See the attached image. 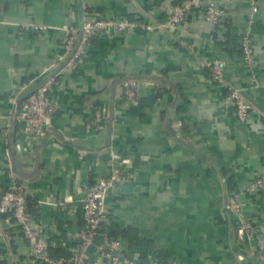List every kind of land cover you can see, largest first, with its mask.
<instances>
[{
    "label": "crops",
    "instance_id": "1",
    "mask_svg": "<svg viewBox=\"0 0 264 264\" xmlns=\"http://www.w3.org/2000/svg\"><path fill=\"white\" fill-rule=\"evenodd\" d=\"M175 2L0 0V185L24 182L32 219L50 234L49 248L74 251L90 177L128 158L134 178L108 199V211L116 236L140 260L161 255L180 264H255L254 242L241 230L222 170L232 175V195L264 165V0H257L251 27L249 0H213L226 12L215 38L198 10L178 28L98 34L80 63L61 69L45 134L23 139L17 122L7 137L1 134L15 94L27 91L20 89L24 78L54 62L63 25L95 16L156 24ZM28 23L47 29L23 28ZM249 28L250 68L239 50ZM203 58L225 60V80L253 103L246 121L223 103L224 87L212 80ZM126 78L140 81L138 104L122 96ZM152 91L160 97L148 105ZM242 202V214L264 239V188ZM2 225L12 238L0 236V264H36L15 223ZM89 253L98 257L94 246Z\"/></svg>",
    "mask_w": 264,
    "mask_h": 264
},
{
    "label": "built area",
    "instance_id": "2",
    "mask_svg": "<svg viewBox=\"0 0 264 264\" xmlns=\"http://www.w3.org/2000/svg\"><path fill=\"white\" fill-rule=\"evenodd\" d=\"M249 4L250 11L247 21L251 27L257 12V0H249ZM193 10L200 12L210 31H213L216 26L220 27L226 14L224 8L214 3L213 0H181L172 7L163 21L156 22V24L130 18L95 16L83 20L82 30L74 24L63 25L61 28L66 31V36L54 62L44 68L29 83L21 85V91L31 90L27 101L21 108L19 103L16 113V126L22 133L21 138H39L45 134L56 112L50 92L57 84L61 69L80 63L95 36L100 33L111 34L113 30H150L154 27L166 26L178 28L184 24ZM23 26V28H33L39 31L47 29V26L38 23H28ZM250 32L249 28L242 32L239 38L244 64L249 68L255 64ZM58 61L63 62L60 68L56 66ZM225 65V60L221 58L202 59V66L209 70L212 80L224 87L223 103L233 106L237 120L246 121L253 112L252 102L245 97L242 87L225 80ZM122 82L124 98L138 104L140 81L135 78H126ZM18 93L13 98L14 105L19 99ZM10 114L1 132L3 137H7L9 130L12 129L14 112ZM132 178H134L133 165L128 158H121L120 162L111 165L104 173L92 176L81 199L83 223L73 235L75 249L68 258L54 259L50 256L48 252L50 234L37 225L31 214L27 212L26 201L29 192L22 181H13L7 187L0 185V236L3 235L10 240L12 235L3 227L2 222H14L27 241L29 256L36 264H180L175 259L160 261L155 255H149L144 261L140 260L136 251L125 247L120 236H113L108 233V230H104V224L113 220L108 211V199L119 196L122 192V184ZM263 188L264 165L262 172L249 182L241 191V195H254ZM229 202L241 223L242 232L254 242L252 255L256 258L255 264H264V239L242 214L243 202L240 194L230 195ZM97 236L101 238L100 242L95 241ZM92 246L98 253V257L94 259L90 258L89 253Z\"/></svg>",
    "mask_w": 264,
    "mask_h": 264
},
{
    "label": "trees",
    "instance_id": "3",
    "mask_svg": "<svg viewBox=\"0 0 264 264\" xmlns=\"http://www.w3.org/2000/svg\"><path fill=\"white\" fill-rule=\"evenodd\" d=\"M181 0H176V4L177 3H179ZM168 16V15H167ZM166 16V17H167ZM165 17V18H166ZM130 19H137V20H142V19H139V18H130ZM220 27H215L214 29H213V31H211V34H212V36L215 38V37H217L219 34H220ZM239 50L241 51V44H240V41H239ZM242 53V52H241ZM62 61H58L57 63H56V66L59 68L61 65H62ZM208 70V69H207ZM209 71V70H208ZM31 78V77H30ZM29 77H25L24 78V82L23 83H28V81L29 80H31ZM57 80H58V78H57ZM56 85V84H55ZM54 85V86H55ZM122 96H123V94H122ZM124 97V96H123ZM160 97V94L158 93V92H153L152 91V94H150L149 96H147V97H145V98H147L148 100H149V103H148V105L150 104H152V102L151 101H155V100H157L158 98ZM27 101V97H24L23 99H22V101L20 102V108L22 107V105L25 103ZM181 123H182V125H183V121H181ZM3 129V128H2ZM16 131H18V128H17V126H16ZM135 164V163H134ZM134 164H133V168H134ZM222 175L224 176V178H225V181H226V186H227V191H228V195L230 196L231 195V191H233L232 189H233V184H232V182H233V179H232V175H226V170H222ZM91 179H92V176L90 177V181H91ZM16 181H20L19 179H17ZM89 181V182H90ZM243 190V188L240 190V191H238V192H236V193H239L240 194V199L242 200V198L243 199H245V198H247V195H241V191ZM255 195V194H254ZM29 201H31V197L29 196V194L27 195V201H26V206H27V212H29L30 214L32 213V212H34V211H32L31 209H30V207H29ZM33 217H34V215H33V213L31 214ZM81 219H82V214H81ZM82 223H83V221H82ZM104 230H108V233L109 234H111V235H113V236H116L117 235V233H118V231H117V228H116V225H115V223H114V221L113 220H111V221H109L108 223H105L104 224ZM100 237L99 236H97V237H95V241L96 242H100ZM48 252H49V254H50V256L52 257V258H54V259H58V258H68V257H70L71 256V254H72V252L71 251H66L65 249H60V250H54V249H52V248H48ZM155 257H157V259L158 260H160V261H163V262H165L164 261V259H163V257H161V255L160 256H158V255H155ZM142 258H144V256H142Z\"/></svg>",
    "mask_w": 264,
    "mask_h": 264
},
{
    "label": "water",
    "instance_id": "4",
    "mask_svg": "<svg viewBox=\"0 0 264 264\" xmlns=\"http://www.w3.org/2000/svg\"><path fill=\"white\" fill-rule=\"evenodd\" d=\"M82 23H83V21L78 25L79 26V29L80 30H82ZM36 85V84H35ZM34 85V86H35ZM30 89L29 90H27L26 92H25V94L22 96V97H20L18 100H17V102H16V105H15V108H14V116H13V119H12V129L14 128V126H15V122H16V113H17V111H18V106H19V103L22 101V99L24 98V97H27L29 94H30ZM249 256V255H248Z\"/></svg>",
    "mask_w": 264,
    "mask_h": 264
},
{
    "label": "rangeland",
    "instance_id": "5",
    "mask_svg": "<svg viewBox=\"0 0 264 264\" xmlns=\"http://www.w3.org/2000/svg\"><path fill=\"white\" fill-rule=\"evenodd\" d=\"M218 5V4H217ZM252 44H253V40H252ZM253 49H254V44H253ZM252 105H253V103H252ZM254 108V107H253Z\"/></svg>",
    "mask_w": 264,
    "mask_h": 264
}]
</instances>
